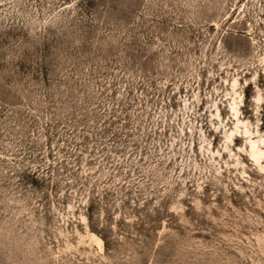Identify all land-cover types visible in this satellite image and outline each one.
Segmentation results:
<instances>
[{"label": "rangeland", "instance_id": "374dc122", "mask_svg": "<svg viewBox=\"0 0 264 264\" xmlns=\"http://www.w3.org/2000/svg\"><path fill=\"white\" fill-rule=\"evenodd\" d=\"M250 141L264 0H0V264H264Z\"/></svg>", "mask_w": 264, "mask_h": 264}, {"label": "bare ground", "instance_id": "6f19581e", "mask_svg": "<svg viewBox=\"0 0 264 264\" xmlns=\"http://www.w3.org/2000/svg\"><path fill=\"white\" fill-rule=\"evenodd\" d=\"M249 152H250V156L251 158L255 157V159L253 158L254 161H258L259 159H261V153H264V151H262L260 148H259V145H258V141H250V144H249ZM93 242H95L99 247L101 246V241L99 240H95L94 237H93Z\"/></svg>", "mask_w": 264, "mask_h": 264}, {"label": "snow or ice", "instance_id": "6c2138e0", "mask_svg": "<svg viewBox=\"0 0 264 264\" xmlns=\"http://www.w3.org/2000/svg\"><path fill=\"white\" fill-rule=\"evenodd\" d=\"M261 157L264 158V153H261ZM255 159V157H253ZM264 171V169H262Z\"/></svg>", "mask_w": 264, "mask_h": 264}]
</instances>
